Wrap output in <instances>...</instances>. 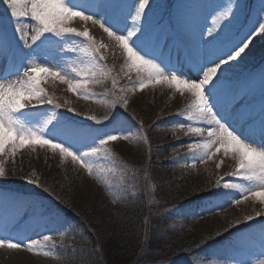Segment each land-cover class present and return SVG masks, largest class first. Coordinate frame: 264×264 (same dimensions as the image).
Returning <instances> with one entry per match:
<instances>
[{
  "label": "snow or ice",
  "instance_id": "snow-or-ice-1",
  "mask_svg": "<svg viewBox=\"0 0 264 264\" xmlns=\"http://www.w3.org/2000/svg\"><path fill=\"white\" fill-rule=\"evenodd\" d=\"M3 4L10 15L11 22H15L14 31L25 48L35 44L45 33H53L56 36L74 35L86 41L85 47L80 51L91 58V63L85 67H72L71 72L75 74L72 78L59 69L31 62L23 71L22 81L17 82L19 86L13 83H0V158L14 154L17 148L23 147L26 142L39 143L42 147L47 146L53 151L58 150L62 156L71 157L74 163L80 165L91 175L93 164L90 158L106 152L104 146L110 141L120 139L124 134H108L106 138L100 139L96 146L77 153L64 144L46 138L41 134L42 130L38 132L25 128L14 114L30 106L44 104L72 112L73 110L66 104L47 95L40 87L41 79L36 73H45L58 78L60 82L67 85L69 92L86 91L93 79L98 83L100 79L110 75L112 69L101 63L106 60L103 54L104 49L110 48L123 58L127 70L125 74L133 71L137 74L146 72L148 80L164 81L179 92L190 94L191 103L188 106L187 119L202 121L206 127L185 129L184 124H179L178 128L185 134L204 137L203 143L195 145V148L203 153L199 162L206 158L211 159L215 153L222 152L224 157L231 154L232 160L235 161V171L231 175H243L252 183L251 188L243 189V198L259 197L261 203H264V148L257 147L241 138L235 130L242 125L243 121L251 120L253 126L248 129L249 132L252 135L259 134L264 137V103L257 112L246 101V97L251 93L246 82L229 83L225 79V71L222 70L225 65L238 61L242 54H246V50L257 37H264V0H259L258 7H253L252 0H228L226 5L216 4L214 0H138L134 14H131L133 27L126 34H118L106 27L101 19L68 6L64 0H3ZM97 6L124 11L125 0H99ZM253 9L257 18L248 27L247 20L250 19L248 13ZM26 17H30L37 24L31 35L21 25V20ZM76 17L83 22L90 21L93 26L99 25L107 34L108 43L97 45L87 27L83 30L69 27L67 22ZM209 18H212V27L204 24L201 30L202 19L208 20ZM234 25H242L247 29L238 40L230 39ZM130 41H133L136 47H133ZM137 48H140L144 54L138 52ZM5 53H9V43L5 37L0 36V54ZM157 60L169 65L176 60H182L201 73L200 78L190 80L174 71L166 74ZM116 84L117 79L113 77V88ZM144 86V81L141 80L140 87ZM124 91L125 89H120V92ZM113 106H119L127 112L128 97L126 95L117 96V99L113 101ZM112 112L110 109L104 114L103 120L96 123L100 124L109 120ZM178 115H183V113ZM49 122L46 121L44 127H47ZM192 147L189 144V148ZM216 166L219 168L220 164ZM7 179L8 174L0 166V180ZM28 183L52 196L50 189L35 178H30ZM219 186L220 181L218 180L214 187ZM223 187L242 188L241 185L228 183H225ZM193 195L199 196L200 193L194 192ZM52 199L59 201L58 197H52ZM239 202V200L235 201V203ZM30 203L20 199L9 201L8 197H0V227H5ZM256 215H264V212H258ZM253 219L255 217L249 215L245 223ZM231 227L234 225H229V228L224 231L228 232ZM222 235L223 233H217V236ZM45 239H50V237L45 236ZM36 245V241L25 245L9 239H0V247L7 246L16 249L27 247L31 250ZM153 254H160V250L158 249ZM180 254L176 253V257ZM185 254L191 264H195L193 260L195 252ZM155 264H172V259L156 261ZM176 264H181V261L177 260Z\"/></svg>",
  "mask_w": 264,
  "mask_h": 264
},
{
  "label": "rangeland",
  "instance_id": "rangeland-1",
  "mask_svg": "<svg viewBox=\"0 0 264 264\" xmlns=\"http://www.w3.org/2000/svg\"><path fill=\"white\" fill-rule=\"evenodd\" d=\"M64 2L70 7H75L77 10L85 12V14L93 15L101 19L106 27L116 31L118 34H126L127 31L131 30L133 27L131 14H134V9L138 0H125L124 11L98 7L99 0H64ZM214 3H223L226 5L228 0H214ZM254 16L256 17V14ZM256 18L254 21H251V23H248L247 26L250 27L255 22ZM3 24L5 26H2ZM67 24L69 27H74L78 30H83L87 27L97 45L108 43L107 34L104 33L99 25L93 26L90 21L83 22L80 21L78 17L71 19ZM204 24H207L208 27H212V18L208 20L202 19L201 30H203ZM21 25L24 26L25 31L29 32L30 35L34 33L37 27L36 22L32 21L30 17L23 18L21 20ZM14 27L15 22H11L10 15L3 4V0H0V36L5 37L9 43V53L0 54V83H13L19 86L17 82L22 81L23 71L31 62L45 64L59 69L62 73L72 78L75 77V74L71 72L72 67H85L91 63V58L80 51V49L86 45V41H84L83 38L69 34L56 36L53 33H45L35 44L25 48L18 38V34L15 33ZM5 30L12 33V36L4 35ZM246 30V27H243L240 32L241 34L235 39L238 40ZM134 40L135 38H133V41ZM133 41H130V43H132L133 47H136ZM73 49L76 51L73 52ZM136 50L142 55L144 54L140 48ZM104 51L111 65L114 61L113 66L115 67L114 71L116 76L111 73L108 76V78L115 77L117 79V84L115 88L112 89H116L118 85L124 86L126 84V78L130 76H136L134 80L135 83L140 82V80L144 81L145 86L143 88L140 87V84H137L135 87L131 86V88L125 89L124 92L119 91V93H121L120 96L126 95L128 97L127 111L136 112V109L138 110L140 108V112L143 113L145 117L148 116L147 119L143 121L148 123L153 119L150 118L152 116L161 117L162 115H171V113L177 115L179 113H187L183 116L181 115L182 123H186L184 124L185 129L188 127H206L202 121H189L187 119L188 106L191 103L189 93H181L175 87H170L169 84L164 81H150L147 79L148 74L146 72L137 74L133 71L125 74L127 70L120 54L110 48H106ZM157 62L161 64L166 74H168L169 71H174L178 75L190 80H198L200 78L201 73L197 72L195 68L182 60H176L172 65L160 60H157ZM101 63L104 64V62ZM232 63L233 62L230 64ZM225 67L228 69L230 65H225L223 71ZM261 68L259 71H256V73L250 74L245 80L247 87L250 89L253 88V85H255L260 78V74L262 73ZM187 69H189V72L186 71ZM36 75L40 77V87L45 90L47 95L56 98L58 102L62 104H66L73 111L71 112L63 108L59 110L53 109L46 104L35 107L30 106L14 114L15 118L19 120L25 128L38 132L42 130L41 134L46 138L64 144L77 153L83 152L91 146H96L99 140L106 138L108 134L121 133L124 135L121 136L120 139L110 141L107 145H112V143H114V146L118 147L116 151H120L123 155L134 153V148L126 145V139L128 138V136H126V131H128V122L130 118H128L127 114L122 112H120L122 113L121 115H118V109H115L112 114L113 120L108 122L107 128L104 127L102 129L100 126L101 130L98 131L86 128L87 125L95 126L97 121L103 120L105 113L102 111L105 109L106 103L97 100L94 92L90 93L91 96L88 92L89 87L104 83V78L100 79L98 83L95 82V80L89 83L86 91L73 93L69 92L67 85L60 82L58 78H53L48 74L39 72L36 73ZM111 86L113 87L112 83ZM117 96L119 95H116L115 100ZM247 98L246 101L248 102ZM110 102L111 100L109 103ZM251 106L259 112L258 109L260 106H258V103ZM110 107H112V105ZM64 113L67 117L70 116L84 121L81 122L82 125L74 124L75 127H78V129H75L77 132H74L71 128H65L59 125L66 120ZM92 117L96 119L93 120L91 119ZM46 121L50 122L47 127H44ZM100 124L105 126L106 121ZM252 126L253 122L251 120H246L235 130L241 138L257 147L264 148V137L259 134L252 135L249 132L248 129ZM179 131L178 128L177 132ZM174 132L176 131L174 130ZM175 136L178 135L173 134L172 137L167 135L168 138L166 141H172ZM179 137L176 138L179 139ZM179 140L193 141L191 142L193 147L191 149L187 147L183 155L186 154L190 156L192 154L195 156L194 159L186 162L184 166H181L180 170L177 172L180 179L178 181L180 187H177L181 188L180 194L183 195V198L197 197L193 195L194 192L200 193L199 197H203L211 190L218 180L220 181V186L216 187L217 189L224 188L223 185L225 183L242 186V188H234V194L237 196L233 197L229 202L223 203L222 208H220L218 212L208 214L201 218L198 224L194 225V229L203 231L204 227L209 228L211 226L213 230L217 231L216 233H223L222 236H226L228 240V249L243 252V259L240 264H264V215H256L258 212H264V203H261L259 197L249 196L248 199L243 198V189L251 188L252 183L245 179L243 175H231V173L235 171V161L232 160L231 154L224 157L222 152L215 153L211 159L206 158L202 162H199L203 157V153L197 150L195 145L197 143H203L204 137L185 134L183 131V136ZM217 164H220L219 168L216 166ZM0 166H2L8 174L7 180L0 181L9 182L7 183L8 185L24 184L34 189L35 185L28 183V180L30 178H35L43 185L51 183V186L61 190V187L65 183H61L60 181L66 174L67 176L71 175L76 179L78 178L77 180L79 181H77V183L80 184L81 192H83L84 195L93 193H97V195L101 194V191L98 190L92 181L83 177V168L74 163L71 157L62 156L59 154L58 150L53 151L47 146L42 147L39 143L26 142L23 147H18L14 154L2 156V158H0ZM225 189L228 191L230 188ZM236 200L240 202L235 203ZM31 206H33L32 203H30L23 212L12 218L5 227H0V239H9L13 242L24 243L25 245L32 241H36L37 245L31 250H28L27 247H21L19 249L9 248L7 246L0 247V264L44 263V260L36 259L37 255L43 256L42 251L44 248L40 242L50 240L57 241L65 238L61 235L65 230V227L62 225L63 214L61 211L45 214L38 205H35V207ZM249 215L254 216L255 219L245 223L246 217ZM238 221L239 223H237ZM174 225L175 223L173 222L169 223L165 221V223L158 226L159 230L157 232H159L158 234L160 236L165 237L168 229H171ZM229 225H234V227H231L228 232H225L224 230L229 228ZM2 230L4 231L3 233ZM17 230H19V232H16ZM65 235L67 234L65 233L64 236ZM45 236H49L50 239H45ZM178 260L181 261V264H191L188 258H179ZM193 260L195 264H197V259L193 257ZM176 261H173L172 264H176Z\"/></svg>",
  "mask_w": 264,
  "mask_h": 264
},
{
  "label": "trees",
  "instance_id": "trees-1",
  "mask_svg": "<svg viewBox=\"0 0 264 264\" xmlns=\"http://www.w3.org/2000/svg\"><path fill=\"white\" fill-rule=\"evenodd\" d=\"M252 3L253 7H258L259 0H252ZM255 14L254 9L248 13L250 19L256 18ZM241 28L242 25H234L230 39ZM103 54L107 60L103 61L104 65L112 69L111 74L116 76L114 61L111 65L105 51ZM261 65H264V37H257L246 54H242L238 61H233L228 69L225 67V79L229 82L240 78ZM135 77L126 78V84L118 85L116 89L111 86L113 77L108 76L104 77V83L89 87V93L94 92L97 100L106 103L102 112L111 109L113 114L118 109L131 118L126 145L132 146L134 153L123 155L116 151L118 147L115 144L104 146L106 152L93 156L92 160L101 166H93L91 175L83 174L101 194L84 195L77 183L78 178L66 174L60 181L65 183L63 186L61 184V190L51 186V183L44 184L52 196L38 187L31 189L24 184L9 188L14 193L11 195L35 199L44 210L50 212L60 209L64 215L63 223L69 235L62 241L47 242L43 246L46 255H37L36 259L44 260L41 264H155L156 261L169 258L174 261L187 256L185 253L195 252L197 264H233L224 248L225 240L217 236L216 230L211 226L204 227L203 231L194 229L202 216L220 209V205L229 198L226 197V191L213 186L206 198H183L180 194L177 172L192 157L191 154L186 159L187 155H183L192 141L179 140L183 131L177 132L175 129L180 124L177 114L152 116L150 118L153 119L148 123L143 121L148 116L145 117L140 108L136 112H126L119 106H113L116 95H121V88L127 89L138 84L134 81ZM263 98L264 77H261L248 102ZM110 100L112 103H109ZM111 120L113 115L105 126ZM69 121L72 123L71 119ZM165 134L178 136L166 141L168 137ZM0 184L1 187L3 183ZM52 197H58L59 201ZM165 221H173L177 226L168 229L163 237L157 231L158 226ZM158 249L160 254L154 255ZM178 252L181 254L176 257Z\"/></svg>",
  "mask_w": 264,
  "mask_h": 264
}]
</instances>
